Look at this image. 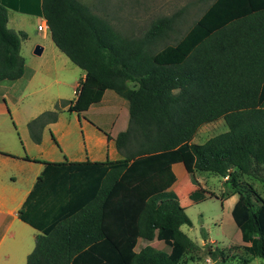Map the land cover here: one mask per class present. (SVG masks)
Instances as JSON below:
<instances>
[{
	"label": "trees",
	"instance_id": "trees-1",
	"mask_svg": "<svg viewBox=\"0 0 264 264\" xmlns=\"http://www.w3.org/2000/svg\"><path fill=\"white\" fill-rule=\"evenodd\" d=\"M258 3L215 0L178 40L157 48L177 12L131 37L80 0H41L52 41L85 73L67 110L81 113L110 89L127 100L129 116L115 138L123 158L42 161L18 211L41 231L26 264H180L192 246L180 226L192 222L170 189L174 163L184 165L193 183L197 172L226 177L238 194L231 217L247 254L236 264L254 258L264 264V197L240 178L251 171L264 183V13H253L264 3ZM7 20L0 4V80L24 71L26 33L8 28ZM60 104L30 122L36 143ZM218 119L225 132L192 142L200 126ZM138 238L163 242L168 251L150 244L136 251ZM208 253L229 262L223 249Z\"/></svg>",
	"mask_w": 264,
	"mask_h": 264
},
{
	"label": "crops",
	"instance_id": "crops-1",
	"mask_svg": "<svg viewBox=\"0 0 264 264\" xmlns=\"http://www.w3.org/2000/svg\"><path fill=\"white\" fill-rule=\"evenodd\" d=\"M214 1L209 0V4ZM252 1L259 2L257 5L264 3V0ZM0 4L7 8V27L26 33V38L21 40L20 45V55L24 59L22 76L14 80H0V264H26L27 256L34 249L36 236L41 234V231L22 221L18 211L45 167L42 161L94 162L123 158L115 143L118 132L112 134L103 128L99 122L100 117L92 111L106 110L111 106L109 110L126 114L129 107L126 99L107 89L102 99L91 104L87 110L81 113L68 111V102L76 98L77 88L85 73L54 44L49 28L46 31L37 30V25L46 20L41 13V0H0ZM254 9L253 13H264V4ZM32 19L37 21L35 29L30 28L28 24V20ZM228 28L230 27H227L226 33ZM225 34H220L216 38ZM37 44L43 47L40 55L33 53ZM60 101H65V106L60 107L56 121L42 127L41 140L36 143L31 136L30 122L46 111L55 110V105L60 104ZM68 112L74 117L70 119L63 117ZM118 116L115 121L119 119ZM221 120L223 119L200 126L192 142L199 143L195 140L206 137L210 126ZM125 121L128 122V119ZM39 128L38 124L33 125V133L36 134ZM180 169H183V177L186 178L185 192L181 193L180 187L174 189V182L170 189L176 191L173 190L186 213L189 203H199L202 197H206L203 198L205 200L211 198L213 194L210 196V193H205L189 200L188 193L197 189L196 186L200 185V182L197 175V183L191 182L182 163L172 165L174 181L176 170ZM222 178L229 184L226 177ZM229 190L230 193L225 196H233V207L238 194L233 192L231 185ZM225 196H221L222 200L226 199ZM140 239L147 242L143 246L147 244L154 246L151 243L153 240L138 238L136 251L143 247L136 249ZM208 255L210 257L209 253Z\"/></svg>",
	"mask_w": 264,
	"mask_h": 264
},
{
	"label": "rangeland",
	"instance_id": "rangeland-1",
	"mask_svg": "<svg viewBox=\"0 0 264 264\" xmlns=\"http://www.w3.org/2000/svg\"><path fill=\"white\" fill-rule=\"evenodd\" d=\"M80 1L86 3L93 13L108 20V22L120 33L131 37L142 36L151 22L156 18L168 16L177 12V21L174 24L170 36L159 42L157 48H160L164 44H173L178 40L209 5V0ZM28 24L30 28L35 29L37 21L33 19L28 20ZM106 97L104 101L107 100ZM108 105L110 106V104ZM61 106H65V104H60V107ZM109 109H111V106ZM109 109H95L92 113L100 117V124L108 132H112V134L116 132L119 133L121 130L126 129L128 122L125 120L128 119V113L121 114L120 111V113H117ZM66 114L63 117L68 119L74 117L71 112ZM117 114H119V116ZM117 116L120 120L117 119L115 121ZM225 130H227L225 122L223 120L218 121L217 124H212V126H210L206 137L197 138L195 141L202 143L204 140L206 141L207 138L225 132ZM196 175L200 185H195L197 189H193L188 193L189 200L205 193H210V196L213 194V196L205 200L203 198L206 197H202L200 199L202 201H199V203H189L187 205L186 213L192 225H182L180 228L188 235L191 242L194 243L192 247L185 252L182 259L183 262L180 264H236V261H242L247 254L244 252V244L241 240L240 231L231 217L233 196H225L230 193V185L226 183L221 176L210 172H197ZM242 179L251 182L257 191L264 197V183L257 180L251 171L242 176ZM185 186L186 178L183 177V169H180V171L176 170V180L174 181L173 188L180 187V192L183 193L185 192ZM187 189L189 190V187ZM221 196H225L226 199L222 200ZM204 240L205 243L202 244ZM146 243L147 242L140 239L136 249L138 250ZM151 243L158 249H168L163 242L158 243L156 240H153ZM215 248L223 249L225 251L224 256L228 255L226 259L229 262L224 263L222 259L214 260L211 256L209 257L208 250H213ZM261 263L262 259L254 258L249 261L248 264Z\"/></svg>",
	"mask_w": 264,
	"mask_h": 264
},
{
	"label": "built area",
	"instance_id": "built-area-1",
	"mask_svg": "<svg viewBox=\"0 0 264 264\" xmlns=\"http://www.w3.org/2000/svg\"><path fill=\"white\" fill-rule=\"evenodd\" d=\"M48 29V24L46 22V20L40 22L38 25H37V30L38 31H46Z\"/></svg>",
	"mask_w": 264,
	"mask_h": 264
},
{
	"label": "water",
	"instance_id": "water-1",
	"mask_svg": "<svg viewBox=\"0 0 264 264\" xmlns=\"http://www.w3.org/2000/svg\"><path fill=\"white\" fill-rule=\"evenodd\" d=\"M43 47L39 44L35 45L33 49V53L36 55H40L42 53Z\"/></svg>",
	"mask_w": 264,
	"mask_h": 264
}]
</instances>
